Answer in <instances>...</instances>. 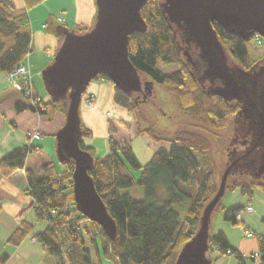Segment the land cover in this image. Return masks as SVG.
<instances>
[{
  "label": "trees",
  "instance_id": "obj_1",
  "mask_svg": "<svg viewBox=\"0 0 264 264\" xmlns=\"http://www.w3.org/2000/svg\"><path fill=\"white\" fill-rule=\"evenodd\" d=\"M23 1L25 6L19 9L13 0H0V75L7 76L8 89L12 88L10 75L25 64L32 51L33 33L29 11L45 0ZM163 2L149 0L145 4L141 14L147 30L129 38L131 63L140 75L150 79L144 98L138 94H126L114 86V103L130 115H136L137 135H145L156 144L168 143L170 149L155 152L149 163L141 165L131 146L132 121L120 118L108 121L110 153L104 157L92 156L94 162L89 175L116 224L114 238L76 209L73 185L75 164L72 160H59L63 169L53 161L44 164L41 167L42 176H38L34 170H26L27 193L35 200L34 213L39 221L47 222V228L35 232L34 223L23 221L8 240L7 245L13 250L31 236L50 257L56 259L57 264H103L101 250L115 264H176L182 248L199 230L205 208L217 195L222 179L212 138L225 130L233 118L234 137L239 138L241 125L247 128L250 122L255 123L251 118H257L249 110L248 102L244 108L235 100L212 95L206 84L200 81L203 63L198 58V51L194 47L190 50L192 59L197 63L194 69L180 50L184 35L169 22L163 12ZM93 25H80L71 31L83 35ZM60 27L66 28L58 25L53 17L45 24L48 35L63 39L58 33ZM213 27L231 58L243 70L255 69L260 59L256 61L251 58L247 42L229 35L217 23ZM258 37L263 44V38ZM170 65H178L179 69L166 74L159 68ZM96 80L111 82L105 76ZM155 84L165 87L171 94L177 109L191 121L188 128L169 134L154 126L143 127V123L149 122L144 108L154 96ZM21 85L20 94L24 97L27 88L25 84ZM31 86L34 102L28 99V105L17 103L16 112L31 111L49 120L59 113L66 122L67 100H47L36 92L33 81ZM81 128L83 140L80 148L91 154L94 148L88 146L85 139L91 138L92 132L84 125ZM41 152L42 147L33 144L14 150L0 161V173L10 177L16 171L25 170L28 157ZM233 154L229 153V160H232ZM134 171H140L138 178L134 176ZM237 175L241 176L233 166L225 194L239 190L249 198L248 203L228 209L221 199L211 219L214 215L217 218L223 216L225 222L233 226L243 225L245 233L253 235L246 223L242 219L239 221L237 216L241 214L243 217V213L247 212L257 190L264 193V182H255L244 175L247 178L237 179ZM136 186L144 191L141 200L134 199L126 192ZM182 205H187L183 209V216L177 209ZM2 212L0 199V216ZM255 235L259 243L256 252L258 257H252L255 253L245 257L234 249L223 231L210 234L209 256L214 264L225 257H234L235 264H250V261L264 264V235ZM93 249L97 262H94ZM9 259V254H0V264H7Z\"/></svg>",
  "mask_w": 264,
  "mask_h": 264
},
{
  "label": "water",
  "instance_id": "obj_2",
  "mask_svg": "<svg viewBox=\"0 0 264 264\" xmlns=\"http://www.w3.org/2000/svg\"><path fill=\"white\" fill-rule=\"evenodd\" d=\"M95 1L97 15L89 32L78 35L68 28H58L59 35L63 37L62 44L53 63L42 75L52 98L55 101L67 100L66 122L55 137L59 160H72L75 164L73 185L76 209L114 238L116 224L89 175L94 159L80 148L83 133L79 110L88 87L100 76L107 77L126 94L147 91L148 82L142 81L140 73L131 63L128 47L133 34L147 30L141 11L149 0ZM163 1L164 14L184 35L180 50L194 69L197 63L192 59L190 50L194 47L198 51V58L203 63L200 81L204 84L209 81V92L226 100H240V94H243L242 99L249 103V110L257 118L250 117L255 120L250 125L256 132L264 133V99L259 94L253 95L260 89L264 90V71H261V82L249 87L245 78L250 77V72L234 67L231 56L213 27L217 23L229 35L247 43L256 35L264 40V0ZM262 156L264 151L257 154V159ZM231 172L232 166H229L217 195L205 208L199 230L182 248L176 264H214L209 256L211 216L225 194Z\"/></svg>",
  "mask_w": 264,
  "mask_h": 264
},
{
  "label": "crops",
  "instance_id": "obj_3",
  "mask_svg": "<svg viewBox=\"0 0 264 264\" xmlns=\"http://www.w3.org/2000/svg\"><path fill=\"white\" fill-rule=\"evenodd\" d=\"M13 1L17 8H24L25 4L23 0ZM96 15L97 7L95 0H45L29 11L33 40L32 51L27 57L25 64L30 67L33 81L36 76L42 74L53 63V49L58 51L62 44V39L47 34L44 26L48 19L53 17L54 20L56 19L58 25L73 30L80 25H93ZM60 17L63 19L61 22L58 21ZM7 80L6 75H0V161L14 150L33 144L42 147L41 154H47L51 157L45 161L42 160L36 163L35 161L40 158L38 157L39 155H30L26 161L25 170H33L35 167H42L46 163L54 162L52 151L55 143L52 140L55 138L57 131L65 125L64 116L57 113L53 116L52 120H49L31 111L17 113L15 110L17 103L28 104H26L21 95L12 89H8ZM114 90V84L105 80L93 81L87 89L88 92L97 93L100 106V109L89 111L83 105L84 99L82 101L83 115L81 123L92 132L91 138H94L96 135L107 137L105 134L106 124L103 125L102 123L101 113L106 110L105 107L115 105L111 96L114 94ZM118 113L120 119L133 121V116L129 117L130 114L126 113V111L119 110ZM35 133H39L41 138L32 140L30 135ZM43 137L48 138L43 140ZM37 142H41V144L38 145L36 144ZM167 145L163 143L161 146V144L155 143L152 146L156 152L158 149H167ZM41 158L44 159V157ZM33 159H35L34 162ZM21 172V170L16 171L10 177H4L0 173V199L3 206V212L0 216V235L4 237V243L6 244L17 227L25 220L30 222V214L34 213L35 200L28 195L27 177L21 174ZM258 199L261 203H264V199L260 195ZM250 206L252 207V203H250ZM254 212L253 208L252 213ZM245 216L249 217L250 224L254 225L255 229H258L260 232L258 233L253 230V227L247 226L254 235L252 238H248L246 235V237L239 239V241H232L228 234L226 236L234 249L243 255H252L258 252L259 249L258 238L255 234L264 235V210L256 213L255 219L250 217V214L247 212ZM242 221H244V216L242 217ZM20 248H25L26 250L27 263L28 259H38L41 256L43 260H51L48 264H57L56 259L50 257L39 244H32L30 237L24 240ZM7 254L10 256L7 264H24L25 257L19 254L17 250L10 251ZM227 262V264H235L236 261L228 260Z\"/></svg>",
  "mask_w": 264,
  "mask_h": 264
},
{
  "label": "rangeland",
  "instance_id": "obj_4",
  "mask_svg": "<svg viewBox=\"0 0 264 264\" xmlns=\"http://www.w3.org/2000/svg\"><path fill=\"white\" fill-rule=\"evenodd\" d=\"M44 28H45V26H44ZM247 46H248V50L250 52L251 58L253 60L257 61L259 59L262 60L264 58V40H263V44L262 43L258 44V43H256L255 40H251L249 43H247ZM57 52L58 51H55V49H53V60H54ZM231 61H233L232 58H231ZM159 68L164 73L171 74V73L177 71L179 69V66L178 65L159 66ZM140 77H141L143 82H145V83L150 82V79L145 77L144 75L141 74ZM33 82H34V86L36 87L37 93L39 94L40 97L45 98L47 100L52 98V96L49 94V92L47 90L46 82H45V79H44L42 74H39L38 76H36V78ZM11 89L14 90L15 92H17L19 95H21L20 90L17 89L16 87H14L13 85H12ZM145 92L146 91L142 92L141 94H138V96L144 98L143 93L145 94ZM111 96H112V101L114 103V94H112ZM24 98H25V96L23 97V99ZM83 99H84L83 105H84L86 110L90 111L93 109H100L99 108L100 107L99 106V98H98V95L96 92L94 93V92H88L87 91L84 94ZM24 100H25L26 104H30L28 99H24ZM105 108H106V110L102 111L101 116H102L103 125L106 124L105 134L107 135V137H102V136L96 135V136H94V138H88L85 141V143L88 146H91L94 148V150L91 151V156L96 157V158L104 157L110 153L109 140H108V128H107L108 127V121L111 118L119 119L120 118L119 113H118L119 110L125 111L124 109L117 107L115 105H111V106H108ZM144 111L147 113V115H148L147 118L149 120V122L143 123L144 128L154 126L160 131H164V132H167L169 134H174L175 132H177L181 129L188 128L192 124L191 121L187 117H185L177 109L173 97L166 90V88L163 86L157 85V84H155V86H154V96L151 99V101L145 105ZM79 113H80V116L82 117V115H83L82 106L80 107ZM130 116L131 115H129V117ZM132 116H133V121H132V130H131V135H132L131 146H132L133 152L136 155L140 164L146 165L147 163L150 162L153 154H155L154 148L152 146V145H155V143L152 142L147 136L137 135V130H136L137 117H136V115H132ZM50 118H52L51 115H50ZM59 131L60 130H58L57 133ZM33 135L34 134L30 135L31 139H32ZM234 135H235V118H233L231 120L229 126L225 130L219 132L216 137L212 138L213 151H214V155H215V160L218 164V170H219V174H220L219 176L220 177H223L225 171L227 170V168L230 165L231 161L229 160V153L233 151L232 140L234 139ZM47 138L48 137H43V140H45ZM52 141H54V143H55L54 147H53V151H52V154H53L52 157L54 158L53 160L60 169H63V167L59 164V157H58V153H57L58 143H57L56 137L53 138ZM36 144L40 145L41 142H37ZM160 144L162 146L163 143H160ZM164 145H167V143H164ZM167 146H168L167 149H164V148L158 149V151L159 150H169L170 145L168 144ZM32 155H39L38 156V157H40L39 159H37L36 161H35V159H33V162L35 161L36 163L39 161H42V160L45 161V160H47V158L51 157L50 155L41 154V153L32 154ZM41 157H44V159ZM33 170L35 171V173L38 176L43 175L41 167H37V168L35 167V169H33ZM133 173H134V176L136 178H138L140 175V171H137V172L134 171ZM21 174L26 175V170H22ZM236 177H237V179L239 178L241 180L243 178H247V177H244L242 175L241 176L237 175ZM233 179H236V178H233ZM233 179H231V180H233ZM126 192L129 193L136 200H141L144 197L143 189L141 187H138V186L131 188V189H128V190H126ZM259 195L264 199V193L261 192L260 190H257L255 193L256 197L254 196V198L251 200L252 207L254 208L255 212L252 213L253 210L251 212H248L250 214V217H252L254 219H255L256 213H260L262 210H264V203H261L259 201V199H258ZM248 201H249V198L247 196H243L239 190H236L233 193L227 192L222 198L223 205H225L226 208H228V209L232 208L234 206L247 204ZM186 206L187 205H182L180 208H177V209L180 210L182 213L184 211L183 209L186 208ZM30 216H31V218L29 219L30 222L32 221L35 224V232L43 231L46 228L47 222L38 221V219L36 218V215L34 213L30 214ZM182 216H183V213H182ZM243 216H244V222L246 223V226L253 227V230H255L256 232L259 233L260 231H258V229H255L254 225L250 224L251 222H250V220H248L249 217L245 216V212L243 213ZM263 229H264V226H263ZM210 230H211L212 234H216L218 231H223L225 234L229 235V237L232 241H234V240L239 241V239L246 237L245 228L243 225L233 226L230 223L225 222L223 219V216H220L217 218L214 215V217H212L211 223H210ZM248 238H252V237H248ZM30 241L34 245L38 244V242L36 241V239L34 237L30 236ZM13 249L14 248H12L9 245H7L6 243H4V237H2V235H0V254H3L5 252L8 253L10 251H13ZM16 250L19 254H22L25 257V262H23L24 264H48L51 261V260H48V261L43 260V258L40 256V257H38V259L30 257L31 259H28V263H27L26 262V250H25V248L19 249V247H18ZM92 251H93L94 262H97V260H96L97 255L94 252V249ZM100 257H101L103 264H115L113 261L107 259L104 256L102 250H101ZM228 260L235 261L234 257H225L223 259H220L217 262V264H227ZM250 264H255V263H252L250 261Z\"/></svg>",
  "mask_w": 264,
  "mask_h": 264
},
{
  "label": "flooded vegetation",
  "instance_id": "obj_5",
  "mask_svg": "<svg viewBox=\"0 0 264 264\" xmlns=\"http://www.w3.org/2000/svg\"><path fill=\"white\" fill-rule=\"evenodd\" d=\"M252 40H254V38ZM232 63L235 64L234 67L236 69L241 68L234 60ZM254 68L255 69L252 70H244L246 72H250V77L245 78V80L247 81V85L249 87L252 84L258 85V82H261V80L263 79V77H261L260 75L263 74L261 71H264V58L260 60L259 63L255 65ZM205 86L206 87L210 86L209 81H206ZM142 92H139L137 94H141ZM254 94H257V96L259 94V97L264 99L263 89L254 92L253 95ZM242 98H243V94H240V100H235V101L241 103V105L245 108L246 100ZM249 124H247L248 125L247 128L246 125H241L239 138L234 137L233 139L232 152L234 154L232 160H230L231 165L229 166L232 167L234 166L236 173L242 176L243 175L247 176L250 179L254 180L255 182H264V156H262V158H260L259 160L257 159V154H256L258 150L264 151V133L256 132L255 129L253 130V125H249ZM242 126H245V128H242ZM246 129H248L247 132ZM244 139H248V141ZM247 142L249 143V145L247 144ZM247 149H249V151Z\"/></svg>",
  "mask_w": 264,
  "mask_h": 264
},
{
  "label": "built area",
  "instance_id": "obj_6",
  "mask_svg": "<svg viewBox=\"0 0 264 264\" xmlns=\"http://www.w3.org/2000/svg\"><path fill=\"white\" fill-rule=\"evenodd\" d=\"M59 21H61V19H59ZM255 41L258 44L262 43L258 36L255 38ZM9 80L11 82V85H13L14 87H16L19 90H22V85L21 84H25L27 89L24 92V96H25L26 99H30L32 101V103L34 102L33 101V96H32L33 93H32V90H31L32 89L31 85H32L33 79H32V74H31L30 67L28 65L23 64L20 67H18V69L14 73H12L10 75ZM21 81H22V83L20 84ZM39 138H40L39 133L34 134L33 137H32V139H39ZM252 210L253 209H252L251 206H249L247 208V212H251ZM237 219L239 221H241L242 215L241 214L238 215ZM246 235L248 237H252L253 236L249 232L246 233ZM247 256H249V255H245V257H247ZM252 257H258V254L255 253L254 255H252Z\"/></svg>",
  "mask_w": 264,
  "mask_h": 264
}]
</instances>
